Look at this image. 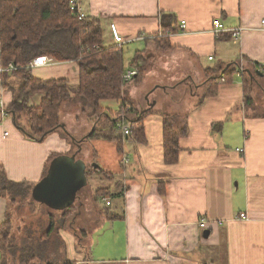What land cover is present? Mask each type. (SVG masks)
<instances>
[{
    "label": "crops",
    "instance_id": "crops-1",
    "mask_svg": "<svg viewBox=\"0 0 264 264\" xmlns=\"http://www.w3.org/2000/svg\"><path fill=\"white\" fill-rule=\"evenodd\" d=\"M77 4L85 17L102 20L105 38L112 44L110 24L126 45L131 44L133 52L124 71L133 68L130 63L140 56L142 79L123 87L122 100L112 115L121 113L123 102L126 111L136 110L143 117L146 142L125 138L118 152L114 141L91 139L95 146L110 145L115 158L111 166L96 170L108 184L90 195L80 189L68 207L74 208L70 220L82 228L91 225L96 239L82 259L76 255L81 248L64 239L66 257L69 250L72 253L65 260L75 264H264V117L245 107L237 75L205 97L211 71L218 66L264 64V0H77ZM215 19L225 32L214 34ZM237 29L235 40L231 32ZM53 61L33 68V76L43 81L66 80L76 87V64ZM0 97L6 107L12 100L1 78ZM41 99L36 93L31 104L38 107ZM161 114L172 116L176 128L186 127L174 164L164 161ZM61 115L63 120L67 116L63 108ZM122 115L133 119V115ZM63 120L62 128L40 141L27 137L11 121L0 122V168L8 180L36 185L55 157H88L87 147H72L60 132L83 143L93 125L83 133L84 127ZM126 145L133 154L125 158ZM93 153L98 156L100 148ZM131 156L135 164L127 168ZM8 205L7 198L0 196V223L8 219ZM67 228L76 237L78 230ZM80 235L85 237V230L80 229Z\"/></svg>",
    "mask_w": 264,
    "mask_h": 264
},
{
    "label": "trees",
    "instance_id": "trees-1",
    "mask_svg": "<svg viewBox=\"0 0 264 264\" xmlns=\"http://www.w3.org/2000/svg\"><path fill=\"white\" fill-rule=\"evenodd\" d=\"M102 26V20L97 18L86 16L78 20L70 10L69 0H0V67L8 68L10 64L15 67L0 76L3 87L8 88L12 95L7 112L12 115L14 125L30 139L40 141L47 134L59 130L62 127V106L78 104L80 114L91 120L93 125L86 139L99 137L114 141L118 152H121L125 138L118 132L116 124L120 115L130 114L133 115L130 120L132 129L127 139L138 144L146 142L143 117L136 110L130 107L126 111L123 102L120 105L121 113L111 115L101 105L103 101H121L125 86L122 80L124 62L121 47L103 45ZM39 56L51 57L57 62L75 63L78 67L76 87H71L62 79L43 81L35 78L32 69L27 66ZM140 59L136 55L130 63L137 70L133 79L135 84H139L142 79ZM211 72L209 90L205 97L213 96L219 83H230L239 72L245 107L252 110L256 117H264V111L253 110L251 94L252 86L264 78V70L259 65L246 64L241 67L236 62L227 69L218 66ZM36 93L42 95L38 107L31 104V96ZM23 114L26 116L28 130L18 124L17 117ZM161 117L164 161L166 164H174L178 161V141L186 134V127L176 128L174 118L170 115L161 114ZM67 137L71 143L72 138ZM73 142L78 147L80 141ZM89 168L86 167V176ZM34 186L8 180L0 168V196L7 198L8 203L14 204L26 199ZM63 213L67 217L72 210L68 208ZM49 221L53 226V219L49 217ZM10 230L8 219L0 223V264H34L33 261L43 258L53 227L37 240H33L32 233H29L25 239L22 238L21 246L13 244ZM6 252L10 254L7 256ZM62 264L73 263L64 260Z\"/></svg>",
    "mask_w": 264,
    "mask_h": 264
},
{
    "label": "rangeland",
    "instance_id": "rangeland-1",
    "mask_svg": "<svg viewBox=\"0 0 264 264\" xmlns=\"http://www.w3.org/2000/svg\"><path fill=\"white\" fill-rule=\"evenodd\" d=\"M104 25V24H103ZM103 29V45H111V41L108 40V37L105 38V34H107L106 28L102 26ZM114 44V43H113ZM128 45H123V62L124 65H127L128 57L132 54V47ZM251 94L253 98V110L256 108L258 111L263 112L264 111V78H260L256 84L252 86ZM119 103L117 101H103L102 106L106 107L108 109V113H111V115L117 110ZM63 113L66 114V118L63 120V116L61 115V122L62 120L64 123L66 121L74 123L76 126H80V128L84 127L83 133H88L89 128L92 126L91 120L86 119L85 116L80 114V108L78 105L74 104H66V106H62ZM64 116V117H65ZM18 118V124L23 127L24 129L28 130V125L26 121V116L23 114L21 117ZM5 121H11L13 123V117L9 113ZM66 124V123H65ZM14 125V123H13ZM15 126V125H14ZM16 127V126H15ZM19 129L18 127H16ZM22 131L21 129H19ZM64 131V130H63ZM88 131V132H87ZM23 132V131H22ZM65 132V131H64ZM61 136L63 138L67 137L62 132H60ZM68 138V137H67ZM79 137H72L71 143L74 144L72 147H76L75 143L73 142L75 139ZM66 139V138H65ZM69 139V138H68ZM86 139V136H85ZM92 138L86 139L87 141L79 142L80 148L87 147L89 149V155L88 157L82 158L83 161L86 163L87 166H90V168L87 170V176H86V185L81 187V192L88 193V195L93 194L96 189L104 187L107 183L104 178L100 177L96 170L98 167H101V169H105L107 166H111L112 162L115 158V151L109 147L110 145H105V143H101V145L95 146L94 142L91 141ZM67 140V139H66ZM96 142V141H95ZM70 143V144H71ZM71 144V145H72ZM96 147L100 148V153L97 156L93 152L95 151ZM96 153V152H95ZM133 154V151L125 146V154H123L126 158L127 155ZM129 157V156H128ZM133 156H131L132 158ZM81 159V160H82ZM135 164L133 162V158L130 160V163L127 165V168ZM109 168V167H108ZM95 170V171H94ZM107 171V169L105 170ZM80 191V190H79ZM72 213L70 216L74 214V208H71ZM70 216L65 217L63 211L52 209L50 206L47 205V203L37 201L35 198L32 197L31 193L30 195L21 201H18L14 204L9 203L8 205V220L10 221L11 225V238L13 240V244L15 246H21L20 242L23 241L22 238H26L29 233H32V236L34 237L33 240H37L42 234L45 233V231H48L51 227H53L52 235L48 238L47 247L45 251V260L44 256L42 259H38L34 262V264H47L49 262H52L54 264H62V262L65 259H69L72 257V253L69 250V253L66 257V254L62 248H63V241L65 239L66 243H70L72 246L75 244L76 247L81 248V250H78L79 254H76L78 259H82L83 257H86L85 250H90V247H92L93 241L96 239L95 236H93V228L91 225H86L84 228H82V225L77 222L74 223V220H70ZM49 217L53 219V226H51ZM73 227L76 231V237L75 234L70 231L67 227ZM80 229L85 230L86 236L82 238L80 235ZM64 241V243H65ZM16 247H14V250ZM63 252V253H62ZM7 256L10 254V252L5 253ZM33 254V253H32ZM1 250H0V258H1ZM23 264V263H21ZM73 264H75L73 262Z\"/></svg>",
    "mask_w": 264,
    "mask_h": 264
},
{
    "label": "water",
    "instance_id": "water-1",
    "mask_svg": "<svg viewBox=\"0 0 264 264\" xmlns=\"http://www.w3.org/2000/svg\"><path fill=\"white\" fill-rule=\"evenodd\" d=\"M86 167V163L76 159L75 155L55 157L46 176L32 189V197L52 209H68L81 187L86 185Z\"/></svg>",
    "mask_w": 264,
    "mask_h": 264
},
{
    "label": "built area",
    "instance_id": "built-area-1",
    "mask_svg": "<svg viewBox=\"0 0 264 264\" xmlns=\"http://www.w3.org/2000/svg\"><path fill=\"white\" fill-rule=\"evenodd\" d=\"M69 7H70V10L76 15L78 20H83L85 18V15L80 11V8L77 4V0H69ZM261 24H264V21H262ZM212 25H213V32L216 35L226 31L224 26L220 23L219 19H215L213 21ZM109 27H110L111 38L113 40L114 45L120 47L123 44H125L126 41L118 32L116 26L114 24H110ZM181 28L185 29V22H181ZM239 33H240V29L232 30L231 37L236 40L239 36ZM209 59L211 60V58H209ZM53 62L54 61L51 57L39 56V57H36L35 59H33L28 64L27 67L30 69H33L36 67L37 68L38 67H44V66L52 64ZM260 67L262 70H264V64H261ZM14 69H15V67L10 64L8 66V68H1L0 67V73H3L5 71L10 72ZM136 74H137V71L133 68L125 70L123 75H122V80H123L124 85L132 82L134 77L136 76ZM236 75L238 76V78L240 77L239 72ZM8 114L9 113L7 112V107L5 106L4 102L2 101V99L0 97V122L4 121L7 118ZM131 127H132L131 121L127 117H125L124 115H120V117L117 120L116 128H117L118 132L124 138L129 137V135L131 133V129H132ZM4 135H7V133H5ZM106 205L107 206L110 205L109 200L106 201ZM239 217L245 218V214H240Z\"/></svg>",
    "mask_w": 264,
    "mask_h": 264
}]
</instances>
